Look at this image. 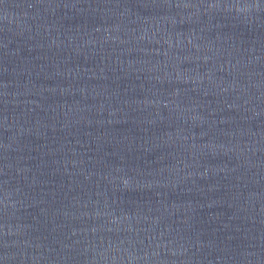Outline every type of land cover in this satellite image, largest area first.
<instances>
[{"label": "water", "instance_id": "obj_1", "mask_svg": "<svg viewBox=\"0 0 264 264\" xmlns=\"http://www.w3.org/2000/svg\"><path fill=\"white\" fill-rule=\"evenodd\" d=\"M0 264H264V0H0Z\"/></svg>", "mask_w": 264, "mask_h": 264}]
</instances>
